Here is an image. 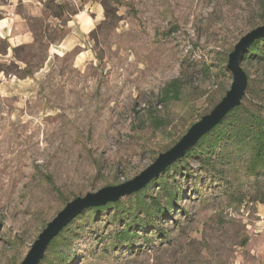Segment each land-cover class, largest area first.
I'll return each mask as SVG.
<instances>
[{
	"label": "rangeland",
	"instance_id": "obj_1",
	"mask_svg": "<svg viewBox=\"0 0 264 264\" xmlns=\"http://www.w3.org/2000/svg\"><path fill=\"white\" fill-rule=\"evenodd\" d=\"M46 4L93 23L86 35L75 28L68 50L57 48L34 91H0V264H19L68 201L134 178L174 146L226 95L230 53L264 25V0ZM43 48L42 36L27 48L32 68ZM242 66L243 102L262 108L264 61ZM0 68L19 72L13 62ZM174 82L178 96H166ZM226 151L211 165L207 155L180 159L145 186L147 205L178 192L154 223L138 225L145 213L130 210L140 199L128 194L119 207L74 219L41 264H264V175L233 144ZM130 220L136 235L120 243Z\"/></svg>",
	"mask_w": 264,
	"mask_h": 264
},
{
	"label": "water",
	"instance_id": "obj_2",
	"mask_svg": "<svg viewBox=\"0 0 264 264\" xmlns=\"http://www.w3.org/2000/svg\"><path fill=\"white\" fill-rule=\"evenodd\" d=\"M264 36V25L258 26L244 35L230 53L228 69L232 72L233 82L226 95L210 113L192 124L181 139L170 149L159 154L156 160L140 174L118 185L105 186L96 192L76 196L46 224L29 251L19 264H39L45 255L50 242L77 216L90 207L104 206L117 202L128 194L143 189L152 179L163 173L168 166L185 155L202 136L220 124L226 115L239 106L245 97L248 87V74L242 66L247 48L258 38Z\"/></svg>",
	"mask_w": 264,
	"mask_h": 264
},
{
	"label": "crops",
	"instance_id": "obj_3",
	"mask_svg": "<svg viewBox=\"0 0 264 264\" xmlns=\"http://www.w3.org/2000/svg\"><path fill=\"white\" fill-rule=\"evenodd\" d=\"M47 0L0 1V66L13 62L17 73L0 68V91L16 93L34 91L38 87V75L46 71L52 54L57 48L68 50L75 45L73 32L87 34L92 21L83 13L70 17L67 13L54 14ZM37 26V27H36ZM40 28L43 31H40ZM48 32V33H47ZM53 35H58L55 39ZM42 36L45 54L38 66L32 68L27 48L38 43Z\"/></svg>",
	"mask_w": 264,
	"mask_h": 264
},
{
	"label": "trees",
	"instance_id": "obj_4",
	"mask_svg": "<svg viewBox=\"0 0 264 264\" xmlns=\"http://www.w3.org/2000/svg\"><path fill=\"white\" fill-rule=\"evenodd\" d=\"M252 60L257 62L264 61V36L256 39L246 50L243 61ZM249 79L250 77L248 75L247 92L250 89ZM178 87L179 86L176 82L171 83L164 89L165 95L169 97L178 96ZM243 99L241 104L230 111L220 124L216 125L210 132L202 136L193 147L186 151L184 156L176 160L168 167L172 168L178 165V161L180 159L184 160L187 157L196 155L201 157L203 155H207L204 163L211 165V159H213L214 155H216V150L218 148L220 149L219 154L226 157L229 156L226 151L227 146H229V144H233L240 152L246 153L247 158L245 161L247 163V169L252 174L257 176L264 175V104H261L263 105L262 108H256V102H254V104L247 105L243 102ZM154 180L155 178L152 179L146 186L150 185ZM144 190L145 187L137 192H134L136 195H139L140 200L138 201V205L130 209L134 210V212L143 209L145 218H142L143 220L138 222L140 227L147 225L143 222L145 219L153 222L155 218H160L163 214L167 213L168 205H170L178 195L177 191L174 193L168 192L170 199L164 206L161 204L159 197H152V204L147 205L142 197ZM118 202L119 201L111 202L104 206L87 208L80 215H82L85 211L94 214L98 211H104L111 206L119 207L120 203ZM70 223L50 242L46 252L50 247H57L61 244V242L65 243V240L62 241L61 237L63 236L62 234L64 230L68 228ZM135 223L130 220L127 223V227L117 234V238L120 243L130 241L132 237L136 235L133 230L129 229ZM46 252L41 262L46 259ZM41 262L39 264H41Z\"/></svg>",
	"mask_w": 264,
	"mask_h": 264
}]
</instances>
